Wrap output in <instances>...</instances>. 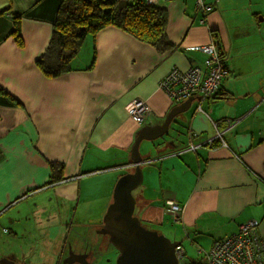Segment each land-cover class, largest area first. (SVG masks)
Masks as SVG:
<instances>
[{
    "label": "crops",
    "instance_id": "1",
    "mask_svg": "<svg viewBox=\"0 0 264 264\" xmlns=\"http://www.w3.org/2000/svg\"><path fill=\"white\" fill-rule=\"evenodd\" d=\"M60 2L0 0V264L24 260L17 252L27 239L44 244L68 221L92 226L101 219L116 180L133 171L139 129L162 122L178 104L160 79L173 67L204 68L206 54L194 47L211 42L227 74L216 97L192 100L186 144L140 142L141 169L157 161L148 175L159 188L135 196V210L148 223L167 214L180 225L196 250L189 262H202L215 239L243 222L257 220L264 237V0H205L212 9L204 14L196 0H157L173 48L160 52L108 25L85 38L68 71L47 76L36 60ZM12 16L21 42L11 33ZM136 100L149 109L141 122L126 109ZM228 120L235 122L228 127ZM217 129L221 136L209 142ZM52 162L62 164L56 174L63 178L48 183ZM167 200L182 206L179 221L166 211Z\"/></svg>",
    "mask_w": 264,
    "mask_h": 264
},
{
    "label": "trees",
    "instance_id": "2",
    "mask_svg": "<svg viewBox=\"0 0 264 264\" xmlns=\"http://www.w3.org/2000/svg\"><path fill=\"white\" fill-rule=\"evenodd\" d=\"M12 17L11 33L21 42L19 19ZM108 25L123 29L160 52L174 46L166 36L165 10L156 4H147L145 0H61L52 21L50 40L37 58V65L47 76L68 71L85 38L94 36ZM3 92L0 86V95ZM50 167L52 173L48 183L62 180V175L56 174L62 169V164L52 162Z\"/></svg>",
    "mask_w": 264,
    "mask_h": 264
},
{
    "label": "built area",
    "instance_id": "3",
    "mask_svg": "<svg viewBox=\"0 0 264 264\" xmlns=\"http://www.w3.org/2000/svg\"><path fill=\"white\" fill-rule=\"evenodd\" d=\"M156 1L145 0L147 4H155ZM196 7L203 14L212 9V6L205 0H196ZM194 49L206 54L204 68L191 66L181 70L173 67L159 81V85L174 104L180 103L191 96H193V99L198 97L199 100L213 98L219 90L222 79L227 74L224 56L214 43L195 46ZM126 109L137 122H141L149 110L141 100L128 103ZM195 110L202 111L201 105L198 104ZM234 122L229 121L228 127L233 125ZM212 123L215 127L218 124L217 121ZM221 134L222 131L217 129L216 135L208 141L211 142V140L220 137ZM199 145L191 144L189 148L195 149ZM165 207L174 221L180 220L182 206L179 203L175 200H167ZM257 225V220L246 221L239 226L237 232L215 239L205 253L203 261L198 264H264V237L258 234ZM174 250L179 261L184 254L181 244L176 245Z\"/></svg>",
    "mask_w": 264,
    "mask_h": 264
},
{
    "label": "water",
    "instance_id": "4",
    "mask_svg": "<svg viewBox=\"0 0 264 264\" xmlns=\"http://www.w3.org/2000/svg\"><path fill=\"white\" fill-rule=\"evenodd\" d=\"M193 96L173 105L162 122L143 125L134 138L130 159L133 171L118 177L113 188L112 201L102 217V225L97 230L108 236L109 243L117 250L115 264H179L175 246L180 243L165 234L145 227L140 218L134 214L136 199L132 191L142 183L143 173L139 145L142 140H154L168 132L174 117L186 111ZM84 252L69 251L63 263L78 262L91 264Z\"/></svg>",
    "mask_w": 264,
    "mask_h": 264
},
{
    "label": "rangeland",
    "instance_id": "5",
    "mask_svg": "<svg viewBox=\"0 0 264 264\" xmlns=\"http://www.w3.org/2000/svg\"><path fill=\"white\" fill-rule=\"evenodd\" d=\"M193 110V105H191L186 111L177 114L172 122L169 124L168 132L163 134L162 136L149 140L151 142L158 143L159 141H166L167 143L171 140H174L177 144H186L184 141V136L186 134V128L188 125V115ZM157 152H154V155ZM159 162V161H158ZM158 165L157 161L149 163L148 165H143L142 169L144 180L142 183L133 189L132 193L134 196H138L140 193L144 192L146 189L159 188L157 178H152L150 180V175H148V170L151 169L152 173H155V168ZM101 176L96 179L100 180ZM153 184V185H152ZM105 212V211H104ZM98 213V212H96ZM104 214V213H103ZM95 223V225L89 226V224H79L75 219V222H67L70 226H65L60 229L55 228L54 237L47 238L45 243H37L40 241H36L33 239H27L25 245L22 246L21 249L25 247L24 250L18 248L21 252H17L18 254H26L25 259H21L18 264H58L59 261L57 259V250L60 248V245L65 239L71 240L72 248L76 250H80L82 248L88 247V250L91 251L89 254V261L91 264H115L117 257V250L109 243L108 236L106 234L99 233L97 230L102 225V217ZM134 214L137 215L138 211L134 209ZM100 216V215H99ZM138 216V215H137ZM90 219V214L88 216ZM141 223L149 228L157 230L160 233L165 234L170 239H177L183 241V247L186 249V252L179 260L180 264H186L191 261L192 258L196 256V250L188 241L184 242L183 240V230L180 225L171 222L169 216L167 214H162V218L158 221L154 222H146L143 219H140ZM3 237V236H2ZM4 241L1 239L0 235V248L3 247ZM8 250L11 249L16 251V244H7ZM76 264V263H74Z\"/></svg>",
    "mask_w": 264,
    "mask_h": 264
},
{
    "label": "flooded vegetation",
    "instance_id": "6",
    "mask_svg": "<svg viewBox=\"0 0 264 264\" xmlns=\"http://www.w3.org/2000/svg\"><path fill=\"white\" fill-rule=\"evenodd\" d=\"M72 242L71 240H68V239H65L62 244L60 245V248L58 249V256H57V259L59 261L58 264H68V263H63V260L65 258H67L69 256V251H74V252H84L86 253L87 255V260L89 261V254L91 253V251L88 250V247H85V248H82L80 250H76V249H73L72 248ZM80 264L78 262H73V263H70V264ZM91 263V262H90Z\"/></svg>",
    "mask_w": 264,
    "mask_h": 264
}]
</instances>
